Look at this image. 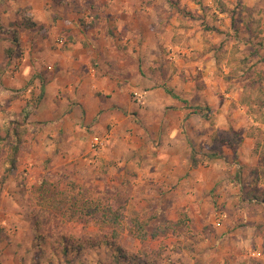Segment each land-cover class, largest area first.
Returning <instances> with one entry per match:
<instances>
[{"label": "rangeland", "instance_id": "374dc122", "mask_svg": "<svg viewBox=\"0 0 264 264\" xmlns=\"http://www.w3.org/2000/svg\"><path fill=\"white\" fill-rule=\"evenodd\" d=\"M225 1L0 0V73L15 75L34 58L21 44L34 39L33 15L39 21L47 15L62 49L68 31L108 30L114 41L127 40L145 75L154 76L148 77L154 82L149 91H129L135 114L127 110L130 115L101 127H93L101 120L95 118L74 130L87 145L69 157L61 149L44 153L68 133L59 140L40 133L59 121L72 131L71 118L34 120L41 107L40 89L32 92L36 83L15 89V102L18 97H7L0 82V125L21 121L31 103L29 130L12 172L5 163L8 146L0 143V264H205L200 252L211 254L227 238L240 246L233 264H264V28L256 25L258 15L264 19V0ZM40 27L45 35L47 26ZM72 183L75 195L84 190L95 199L93 206L103 202L122 210L124 204L126 213H156L150 231L180 216L187 225L182 234L141 240L122 218L119 241L127 256L118 259L107 244L88 247L82 241L110 229L95 220L73 221L59 199L43 198L71 190ZM203 239L212 244L201 246Z\"/></svg>", "mask_w": 264, "mask_h": 264}, {"label": "crops", "instance_id": "0c3cea01", "mask_svg": "<svg viewBox=\"0 0 264 264\" xmlns=\"http://www.w3.org/2000/svg\"><path fill=\"white\" fill-rule=\"evenodd\" d=\"M223 1L224 3L220 2V5H218L226 6V1ZM250 2L254 1L250 0ZM257 11L262 13L260 7ZM217 13L224 16L220 7ZM225 15H227V12ZM33 16L36 17L37 20H35L38 23L32 28L35 33L34 39L29 41V44L25 43L21 46L25 49V53L34 58L28 59V63L24 62L21 70L15 75L10 74L8 71L0 73V82L7 97L10 99H16L15 96L18 97L15 102H20V95L15 94V89L22 92L32 82L36 83L34 90H32V87L31 90L36 94V91L40 89L37 96L41 98V107L34 115V120L43 121L60 118L65 120L71 118L72 131L69 130V127L68 129L64 128L63 122L59 121L58 125L45 127L40 133V136L44 135L45 137L48 134L58 136L57 140L61 139L63 133H68V137L64 136L63 141L61 140L63 143L58 142L47 146L44 153L52 152L53 155H56L57 149H61L60 152L68 151L67 155L69 157V151L72 154L79 146L80 148H86L87 145L84 141H79L74 130H84L81 125L95 123V118H101V120L96 121L93 127H101L108 122H113V119H115L113 117L121 118L128 113L127 110H136V106L132 105L129 91L134 87L149 91L147 89L154 86V82L151 81L154 76L145 75L142 70L143 66L140 64V58L139 56L135 57L133 49H130L133 47L126 44L128 41H114L112 36H109L108 30H101L100 33L99 31L94 33L81 30L79 32L72 31L71 33L68 31L69 42L64 50L55 44L57 35L55 29L52 28V20L47 15L42 21L38 20L39 16ZM258 17L256 25H262L264 28V19H260L261 16L259 15ZM225 21H229V19L226 18ZM41 25H46L48 28L45 35L40 32ZM22 29L25 32L28 30L27 28ZM262 30L264 31V29ZM134 33L130 32L129 37L136 36ZM121 35L123 36V31ZM5 39H8V37L5 36ZM7 42V46L13 45L12 40ZM122 42L126 46L124 51L120 47ZM18 46L20 45L18 44ZM112 50L117 53L113 55ZM119 51L122 53H118ZM109 55H113L114 58H110ZM66 104L71 105H69V111L63 114ZM13 108L15 107L13 106ZM10 109L12 110V106ZM102 110L104 111L103 114L99 115L98 113ZM132 112L135 114V111ZM128 115L130 114L128 113ZM83 118L86 120L85 122ZM106 118L110 119L107 121ZM75 119L77 120L75 121ZM81 135L83 134L81 133ZM80 139L82 140V138ZM45 143L50 144L49 142ZM210 242L203 239L201 246L211 245ZM239 247L233 245V243L229 244L228 238L222 239V243H219V246L211 254L206 255L205 252H200V255L205 264H225L228 260L229 264H233L234 261L238 262L235 258L240 256L237 253ZM231 248L233 251L230 250ZM212 259L213 261L210 263L209 260Z\"/></svg>", "mask_w": 264, "mask_h": 264}, {"label": "trees", "instance_id": "16d2710c", "mask_svg": "<svg viewBox=\"0 0 264 264\" xmlns=\"http://www.w3.org/2000/svg\"><path fill=\"white\" fill-rule=\"evenodd\" d=\"M32 26H36L35 23H30ZM11 27V26H10ZM9 27V31L11 28ZM212 30L220 32V29L217 27H212ZM14 41L19 43V35L14 30ZM15 48L10 49V53L14 52ZM261 76V75H259ZM23 117L21 121L19 119H7L3 125H0V143H4L5 146H8L9 158L6 160V165L8 171L12 172L17 168V156L16 154L19 152L20 144L23 140V136L28 132V119L29 114L31 113V103H28L22 111ZM2 130H4V135H1ZM73 184V183H72ZM82 187V186H81ZM80 187V188H81ZM71 190H62L60 192L53 191L52 195L43 196V198L59 199L58 204L65 206L67 215L70 214L72 216L73 221L81 222L84 225H89L94 223L102 228L110 229V234H100L96 237L86 236L82 241L88 247H98L104 244H107L109 247H112L117 255V258H125L127 256V250L120 243L119 236L121 233V224L122 218H127L130 222V233L141 240L148 239L149 237H155L157 235H166L167 233L173 231L176 234H182L180 231L181 227L187 225L186 220L183 217H179L175 221L168 220L162 222L158 226L155 227L153 231H150V222L154 219H158L156 213H149L147 210H134L130 213H126L124 207L121 208L116 207H106L103 202H98L93 206V202L95 199H89L84 190L80 192L82 196H78L80 192L75 195V191H77L78 186L72 185ZM56 195L59 198H56ZM69 197V198H68ZM71 201V203H69ZM72 212L69 213L68 209ZM62 211V208L59 209ZM78 241H74L73 244L77 246H82L80 244H76ZM76 247V246H74Z\"/></svg>", "mask_w": 264, "mask_h": 264}]
</instances>
